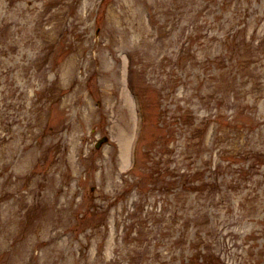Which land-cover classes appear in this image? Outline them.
Segmentation results:
<instances>
[{"label":"rangeland","instance_id":"rangeland-1","mask_svg":"<svg viewBox=\"0 0 264 264\" xmlns=\"http://www.w3.org/2000/svg\"><path fill=\"white\" fill-rule=\"evenodd\" d=\"M0 264H264V0H0Z\"/></svg>","mask_w":264,"mask_h":264}]
</instances>
